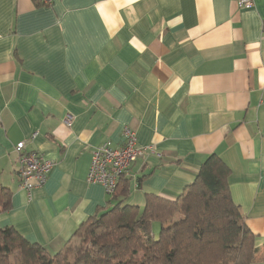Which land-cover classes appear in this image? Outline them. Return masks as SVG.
Wrapping results in <instances>:
<instances>
[{
    "label": "crops",
    "instance_id": "crops-1",
    "mask_svg": "<svg viewBox=\"0 0 264 264\" xmlns=\"http://www.w3.org/2000/svg\"><path fill=\"white\" fill-rule=\"evenodd\" d=\"M0 0V227L53 254L115 200L91 151L130 126L152 146L125 202L175 198L215 154L264 264V0ZM70 122V123H68ZM37 131L33 139L30 136ZM53 161L29 198L15 145Z\"/></svg>",
    "mask_w": 264,
    "mask_h": 264
},
{
    "label": "trees",
    "instance_id": "trees-1",
    "mask_svg": "<svg viewBox=\"0 0 264 264\" xmlns=\"http://www.w3.org/2000/svg\"><path fill=\"white\" fill-rule=\"evenodd\" d=\"M227 176V166L210 154L181 194L147 193L142 208L125 202L130 178L122 176L114 204L81 222L53 254L14 227H0V264H250L253 235L230 197ZM10 195L0 184V213L9 209Z\"/></svg>",
    "mask_w": 264,
    "mask_h": 264
},
{
    "label": "built area",
    "instance_id": "built-area-1",
    "mask_svg": "<svg viewBox=\"0 0 264 264\" xmlns=\"http://www.w3.org/2000/svg\"><path fill=\"white\" fill-rule=\"evenodd\" d=\"M51 1L42 0L45 4ZM236 3L240 8L250 7L253 0H236ZM36 134L37 131L30 136V139H33ZM122 136L123 140L118 146H113L107 140L91 151L90 165L86 175L87 182L101 184L108 195L114 193L119 180L127 175L134 161L143 157L147 151L154 150L152 146L140 145L135 131L128 125L123 127ZM14 148L19 154L17 176L21 187L30 198L33 189L45 182L53 161L37 151L26 150L25 140L16 143Z\"/></svg>",
    "mask_w": 264,
    "mask_h": 264
},
{
    "label": "rangeland",
    "instance_id": "rangeland-1",
    "mask_svg": "<svg viewBox=\"0 0 264 264\" xmlns=\"http://www.w3.org/2000/svg\"><path fill=\"white\" fill-rule=\"evenodd\" d=\"M160 228V224L158 222H154L153 223V232H155V234L158 232Z\"/></svg>",
    "mask_w": 264,
    "mask_h": 264
}]
</instances>
